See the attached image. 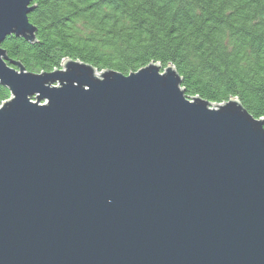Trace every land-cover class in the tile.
<instances>
[{"label":"water","instance_id":"1","mask_svg":"<svg viewBox=\"0 0 264 264\" xmlns=\"http://www.w3.org/2000/svg\"><path fill=\"white\" fill-rule=\"evenodd\" d=\"M32 0H0V264H264V129L174 67L33 74Z\"/></svg>","mask_w":264,"mask_h":264},{"label":"trees","instance_id":"2","mask_svg":"<svg viewBox=\"0 0 264 264\" xmlns=\"http://www.w3.org/2000/svg\"><path fill=\"white\" fill-rule=\"evenodd\" d=\"M34 41L1 48L26 72L64 60L124 76L174 67L185 97L237 99L264 129V0H32ZM10 97L0 85V105Z\"/></svg>","mask_w":264,"mask_h":264}]
</instances>
